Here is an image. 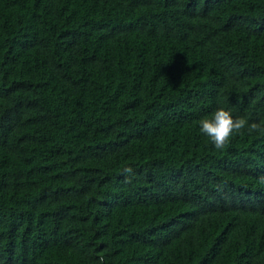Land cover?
<instances>
[{"label":"trees","instance_id":"obj_1","mask_svg":"<svg viewBox=\"0 0 264 264\" xmlns=\"http://www.w3.org/2000/svg\"><path fill=\"white\" fill-rule=\"evenodd\" d=\"M218 108L264 124V0H0V264H264Z\"/></svg>","mask_w":264,"mask_h":264},{"label":"clouds","instance_id":"obj_2","mask_svg":"<svg viewBox=\"0 0 264 264\" xmlns=\"http://www.w3.org/2000/svg\"><path fill=\"white\" fill-rule=\"evenodd\" d=\"M200 133L216 150H224L231 142L234 134L247 130L248 134L259 133L264 135V124L249 123L243 117L234 118L232 113L225 108L216 109L210 116H205L197 121ZM124 172L131 173V168ZM104 257L99 258L98 264H103Z\"/></svg>","mask_w":264,"mask_h":264}]
</instances>
